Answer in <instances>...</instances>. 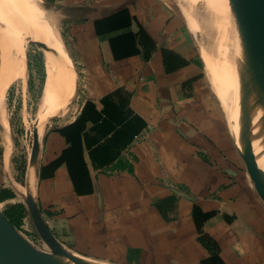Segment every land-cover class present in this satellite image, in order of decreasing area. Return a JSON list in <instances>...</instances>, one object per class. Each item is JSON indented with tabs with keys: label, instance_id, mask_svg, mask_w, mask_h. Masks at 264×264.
Masks as SVG:
<instances>
[{
	"label": "crops",
	"instance_id": "obj_1",
	"mask_svg": "<svg viewBox=\"0 0 264 264\" xmlns=\"http://www.w3.org/2000/svg\"><path fill=\"white\" fill-rule=\"evenodd\" d=\"M56 3L71 13L63 35L72 84L63 95L80 104L49 128L95 107L82 134L93 192L78 196L65 165L37 179L58 242L112 264H264V199L176 0ZM125 10L135 22L110 31L105 19ZM128 33L131 41H118ZM5 152L1 189L18 185Z\"/></svg>",
	"mask_w": 264,
	"mask_h": 264
},
{
	"label": "rangeland",
	"instance_id": "obj_2",
	"mask_svg": "<svg viewBox=\"0 0 264 264\" xmlns=\"http://www.w3.org/2000/svg\"><path fill=\"white\" fill-rule=\"evenodd\" d=\"M197 1L200 4L202 3L201 0H197ZM36 3L40 7L41 12H43L42 15H44L43 17L45 18V20L50 25L54 26V28L58 31V34L63 42V46L65 49V45L63 41L64 38L63 29L65 28L64 22L66 18L64 16L67 14L71 15V13H64L65 9L62 4H58V3L52 4L44 0H36ZM176 6L182 11V14H184V17L186 18L188 24H189L188 19L190 20L191 23L190 27H192L193 31L195 32L199 40L201 34L199 33V27H198L199 20L197 19V13H194L192 3L189 0L186 1L176 0ZM201 6L202 8H204L203 4H201ZM217 15L224 30L223 43L219 47V50H221L223 46L226 49V44H227L225 38L226 32L220 17V13H217ZM50 16L53 19V21H51L52 20L51 18H50L51 20L48 19ZM23 44H24L25 53L23 57L19 60L18 64L13 65L11 67L1 68L2 59L0 58V148L6 151L5 160L7 161V163L9 162V159L11 161L10 175H15V180L18 183L17 187L13 185L7 187V189L14 190L15 193L17 194V197L12 200H8L4 203H0V214L3 215V210L6 205L22 203L26 208V216L23 220V225L21 229L18 230L19 235L24 240L28 241L37 250L41 252L50 253L49 248L44 244V242L39 237L36 228L29 215L26 204L27 201L26 188H24V185L20 183L21 180L25 182V179H22L21 171L18 169L19 163L16 160H19L22 155H25L27 157V160H29L31 149L34 144V139L37 133L38 142L35 144L34 156L32 157V161L30 163L29 175H31V184L34 194L36 190V199L34 202L41 208L37 194V187H38L37 179H38L39 159L42 153L41 150L42 139L48 127H54L58 119H60L63 115L70 113L73 109L75 110L76 108H78V104H80V102L75 100L74 95H72L71 97L70 91L65 96L63 95L66 93L67 89L72 84V79L70 81L69 78L71 73L70 59L65 49L68 60L67 80L63 85V87L59 89L55 95H53L50 99H48L43 106L41 105L46 94L45 83L47 79V71H46L47 69H46L45 54L43 52L41 45L30 34L23 37ZM242 49H243V44L241 42L239 48V54H238L239 65H238V69H236V72L234 71L236 73V76L233 85L237 84L236 80L238 74L244 75L245 90L243 91L241 89L242 86L238 84L237 86L236 85L233 86L235 89L232 88V91L230 93L231 95L234 96L233 98L236 101L237 100L241 101L242 99H244L245 101L246 100L250 101L254 95L253 87L257 86L255 91V96L257 97V99H259L262 86L264 85L263 61L260 57L258 58L253 57L251 55L252 53L251 51L243 53ZM2 53L3 52L0 51L1 55ZM28 53L30 54L29 59L27 57ZM199 53L201 55L200 45H199ZM241 54L243 55V57L240 56ZM206 61L204 60L206 69L209 71L210 69L216 68L220 60L216 56L212 55L211 60L208 61V59L206 58ZM241 66L242 67L245 66V67L242 68ZM224 67L226 72L230 70L229 69L230 66L228 65L227 62ZM73 76H74V69H73ZM30 77L33 83L31 91H29ZM75 88H76V84H75ZM240 90L243 92H241ZM239 92H241V94ZM240 96L243 97L241 98ZM57 98L58 100L56 101ZM65 102L67 103L64 105ZM39 111L41 115L40 117H39ZM11 125H13L15 131L12 130ZM36 125L38 127L37 131H36ZM13 158L16 159L15 160L16 163L12 162ZM0 190L2 189L0 188ZM64 252L68 255L72 254L66 249H64Z\"/></svg>",
	"mask_w": 264,
	"mask_h": 264
},
{
	"label": "bare ground",
	"instance_id": "obj_3",
	"mask_svg": "<svg viewBox=\"0 0 264 264\" xmlns=\"http://www.w3.org/2000/svg\"><path fill=\"white\" fill-rule=\"evenodd\" d=\"M189 1L192 3L194 13H197V19L199 20L198 27L201 34L198 41L201 43L200 46L202 45L209 60H211L212 55L220 60L216 68L207 70L208 76L220 102L223 103L222 105L229 110L232 116L233 121L228 120L236 147L239 153L249 161L248 143L250 127L252 124H255L256 132L260 129L257 125V119L262 110L260 104L262 103L264 94V85L262 86L259 99L255 96L257 86L253 87L254 95L250 101H245L244 99L236 101L230 92L234 88L233 86H237L238 84L242 86L241 89L243 91L245 90L244 75L238 74L237 84L233 85L236 76L235 72L239 65L238 54L241 42L243 44V53L251 51V55L257 58L260 57L264 64L262 54L256 43L242 27L226 0H201L204 8H202L197 0ZM261 1L249 0V3L255 14L264 18V0ZM42 13L36 0H0V51L3 52L2 55L0 54V58L2 59L1 68L11 67L19 63V60L25 53L23 37L29 34L32 35L41 45L46 58L47 79L45 83L46 94L41 103L43 106L65 84L68 75V60L58 31L45 20ZM217 13H220L226 32V49L223 46L221 50H219V47L223 43L224 30ZM50 18L51 16L48 19ZM203 56L205 57V55ZM240 56L243 57L242 54ZM226 62L231 67L233 75L232 73L229 75L224 69ZM222 69L225 70L223 82L224 74ZM215 83L221 84L217 88ZM241 92L239 93L241 94ZM37 129L36 125V131ZM28 181V188H26L27 201L34 202L36 193L34 194V191H32L31 175H29ZM67 256V254L58 256L57 260L62 264H77Z\"/></svg>",
	"mask_w": 264,
	"mask_h": 264
},
{
	"label": "water",
	"instance_id": "obj_4",
	"mask_svg": "<svg viewBox=\"0 0 264 264\" xmlns=\"http://www.w3.org/2000/svg\"><path fill=\"white\" fill-rule=\"evenodd\" d=\"M226 2L234 12L244 30L256 43L264 60V18L255 14L250 6L249 0H226ZM221 107L227 119L233 121L229 110L223 105H221ZM261 108V113L257 119V125L260 128L259 131L256 132L255 124H252L250 128L248 143L249 161H247L242 155L241 156L246 163L252 181L264 199V94ZM37 142L38 136L36 133L29 160H27L24 188H28L30 163L34 156L35 144ZM42 146L43 139L41 150ZM40 165L41 155L39 159L38 181ZM26 204L36 231L44 244L49 248L50 253L41 252L34 248L28 241L24 240L19 235L18 230L7 219V217L4 214H0V264H62L57 260V257L66 254L64 252L65 248L62 247L50 230L41 208L32 201H26ZM74 255L75 254L72 253L67 257L77 264H112L77 255H75V257Z\"/></svg>",
	"mask_w": 264,
	"mask_h": 264
},
{
	"label": "trees",
	"instance_id": "obj_5",
	"mask_svg": "<svg viewBox=\"0 0 264 264\" xmlns=\"http://www.w3.org/2000/svg\"><path fill=\"white\" fill-rule=\"evenodd\" d=\"M44 1L53 4L59 0ZM133 22H135V19L132 18L126 10L105 19V23H108L110 31L130 28ZM118 39H120L118 41L121 42H129L133 39V35L128 33ZM63 41L65 43L64 38ZM27 57L28 59L30 58L29 53L27 54ZM32 84L30 77L29 91L32 89ZM89 111H95V107L91 103L86 105L82 116L75 123L60 129L48 127L43 140V153L41 157L39 179L44 180L53 178L57 170L65 165L68 169L74 191L78 196L88 195L93 192L92 181L89 177V171L84 160L82 145V134L89 120ZM11 128L15 131L13 125H11ZM15 160L16 159L13 158L12 162L16 163ZM16 161L19 163L18 169L21 171L22 179H25L27 157L22 155L20 159ZM20 183L25 185V182L22 180ZM16 197L17 194L12 189L6 188L0 190V203H4ZM42 212L49 215V213ZM3 214L14 225V227L19 230L21 229L23 220L26 216V208L22 203L9 204L5 206ZM205 245L212 253H214L208 244ZM215 259H218V257L213 254L212 262L215 261Z\"/></svg>",
	"mask_w": 264,
	"mask_h": 264
}]
</instances>
